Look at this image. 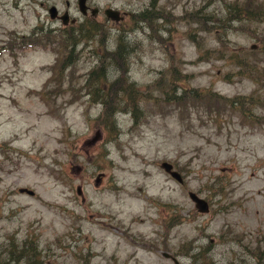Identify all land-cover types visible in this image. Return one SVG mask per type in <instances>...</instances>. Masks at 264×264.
<instances>
[{
  "label": "rangeland",
  "instance_id": "obj_1",
  "mask_svg": "<svg viewBox=\"0 0 264 264\" xmlns=\"http://www.w3.org/2000/svg\"><path fill=\"white\" fill-rule=\"evenodd\" d=\"M67 1L0 0V245L19 230L53 250L49 264H82L76 252L87 264H174L162 252L176 264H264V0L250 5L256 19L235 22L227 2L245 0H87L98 33L70 52V27L46 12L68 10L78 27ZM108 6L127 15L107 20ZM116 43L125 54L120 70L106 66L102 94L122 108L112 127L85 85ZM171 68L185 94L169 100L157 82Z\"/></svg>",
  "mask_w": 264,
  "mask_h": 264
},
{
  "label": "trees",
  "instance_id": "obj_2",
  "mask_svg": "<svg viewBox=\"0 0 264 264\" xmlns=\"http://www.w3.org/2000/svg\"><path fill=\"white\" fill-rule=\"evenodd\" d=\"M156 0H154L155 2ZM244 6H245V10H246V14H245V21L246 20H254L256 18H252V10H254L252 7H250V5L253 3V0H245L244 2ZM151 7L153 5V2L151 3L150 5ZM258 7V6H256ZM261 11V13L264 11H262V9H258V11ZM145 11L139 13V17H140V20H144L145 18H147L149 15H145L144 14ZM250 17V18H249ZM152 19H158V14H156L155 12V16H152L150 17V20ZM90 25L92 26V23L90 22H84L82 24H80L78 27H75V28H70L71 31L70 33L67 35L65 34V36H67L69 38V40L67 41V43H69V49L68 52L71 51V49H74L76 45L79 44V42H82V41H87V39H93L92 37L95 36L97 33H98V29H92L90 28ZM86 27V28H85ZM87 29L86 33L83 29ZM97 32V33H96ZM85 33V34H84ZM29 40H26V39H22L20 42H10L9 44V48L12 49L14 47H23L24 45H22L21 43L25 44V43H28ZM27 45V44H25ZM65 47H66V43H64ZM124 46L116 43V46L114 48L113 51H110L109 53H106V51L102 50L103 51V55L101 54V58H100V64L99 66H95L91 69H89L88 73H87V81H86V90L88 92V95L89 97L91 98L92 101H97V102H100L103 104V113L108 116L109 120L111 121V126H115L116 125V121L114 120V114L118 112V110H122V108H120L118 106V104H120L119 102H116V101H112L111 105L110 102H106L104 97L102 96V94L105 93V88H104V83L108 80V77H107V74H105V68L107 65L111 64L113 65L114 63H112L111 61H116L117 65L115 66H118L117 68H119L118 70H120V63L122 62V57H123V54H125V50H124ZM116 57V58H115ZM117 58H121L120 60H117ZM65 57L63 59V61H65ZM103 59L107 60V61H103ZM115 59V60H113ZM118 61V62H117ZM105 63V64H104ZM113 65V66H114ZM120 65V66H119ZM61 66H62V63H61ZM114 71L116 72V67L114 69ZM124 72V70L122 71V73ZM177 73L176 71H174V68H171L169 69L168 73L164 75V73L161 75L160 79L158 80V90L164 94V98L165 99H173L174 97H169V94H167V92H172L174 93L175 91H180L181 93L184 92V89L183 88H180V84H179V80H177V78L179 77H176ZM123 78V77H121ZM91 82H93V84H91ZM90 83V84H88ZM124 82H121L119 84V76L116 77V79L112 80L111 82V85H116L115 87L117 89H121L120 86L123 84ZM112 85V86H113ZM155 86V84H154ZM109 92V90H108ZM185 94V93H182V95ZM174 95V94H173ZM181 95V96H182ZM131 99V98H130ZM125 100V99H124ZM132 101V99H131ZM223 101H227V99H223ZM231 102V100H230ZM138 108V107H137ZM118 109V110H117ZM103 127L105 128V125H103Z\"/></svg>",
  "mask_w": 264,
  "mask_h": 264
},
{
  "label": "flooded vegetation",
  "instance_id": "obj_3",
  "mask_svg": "<svg viewBox=\"0 0 264 264\" xmlns=\"http://www.w3.org/2000/svg\"><path fill=\"white\" fill-rule=\"evenodd\" d=\"M66 1L67 0H65V2ZM84 5H86L85 12L83 14L80 13L81 17H83L82 21L84 22L86 20H94L95 17H97L96 16L97 12L99 11L98 6L96 7V5H91L87 0H85ZM50 7L51 6H49L47 8L46 12L48 11V9ZM108 7H111V6H108ZM108 7L103 8V10H105ZM111 8H113V7H111ZM93 9H95V11H93ZM113 9L118 12L117 15H119V17L121 16V20L123 19L124 16L127 15L122 10H117L115 8H113ZM103 10H102V14H103ZM225 11L227 14V22L228 21L229 22H232V21L235 22L234 20H236V18L237 19L245 18L244 16L246 14V10H245L244 5L232 6L230 2H227V6L225 8ZM61 14L62 13H59L57 11L54 15V18H49V17L48 18L50 19V22H53L54 20H59L60 23L62 24L60 18H58ZM47 16H48V13H47ZM107 20H109V19H107ZM121 20H118V21L112 20V21L115 23H119ZM74 22H75V19H69V17L67 16V22H66V24H63V26L68 25L71 28L74 25ZM45 26L48 29H50L49 25H45ZM250 48H255V45H251ZM206 202L208 205L207 200H206ZM18 232H19V230H14L12 232L11 237H9L7 235L3 236V239H2L3 242L0 245V264H49V263L45 262L43 259L45 257H48L49 256L48 252L52 253L53 250H51V248L50 249H47V248L41 249L39 247V245L38 246L35 245L34 242L36 241V239L34 238L35 234H33V232L26 231L20 239H17L16 237L18 236L17 235ZM73 244H76V242L74 240L71 241V244L68 243L66 246L73 245ZM163 253H165V252H162L161 256H163ZM74 254L76 255V258H79L82 260V264H83V262H84V264L88 263V260H86V258H85V260L83 259L86 254L81 255L80 252H76ZM165 254H168V253H165ZM168 255H166V257L170 260L171 255L170 254H168ZM163 257H165V256H163Z\"/></svg>",
  "mask_w": 264,
  "mask_h": 264
},
{
  "label": "water",
  "instance_id": "obj_4",
  "mask_svg": "<svg viewBox=\"0 0 264 264\" xmlns=\"http://www.w3.org/2000/svg\"><path fill=\"white\" fill-rule=\"evenodd\" d=\"M85 0H76V6L78 7V10L80 11L81 14H83L85 12V7L86 5H84ZM68 2H65V5H67ZM93 11H95V9H93ZM57 12L56 7H54L53 5H51V7L48 9L47 13H48V17L49 18H53L55 13ZM117 11L114 10L111 7L106 8L105 10H103V15L107 18V19H111L114 21H118L121 20V16L119 17V15H117ZM60 18L62 24H66L67 22V11H63L62 14L58 17ZM160 164V168L167 174L169 175L173 180L178 181L179 183L181 182V176L179 175V173L177 171H175L174 169H172V165L171 163H168L166 161H162L159 163ZM79 194V191L76 190ZM18 192L19 193H27L29 195H32V191L27 189V188H18ZM187 196L190 198V200L192 201L194 208L201 212V213H207L208 212V208H207V202L202 198V197H197L193 192L189 191L187 193ZM166 255L163 253V256L166 257ZM169 256V255H168ZM171 259L173 261L174 264H176L175 259L171 256Z\"/></svg>",
  "mask_w": 264,
  "mask_h": 264
},
{
  "label": "bare ground",
  "instance_id": "obj_5",
  "mask_svg": "<svg viewBox=\"0 0 264 264\" xmlns=\"http://www.w3.org/2000/svg\"><path fill=\"white\" fill-rule=\"evenodd\" d=\"M54 18V17H53Z\"/></svg>",
  "mask_w": 264,
  "mask_h": 264
}]
</instances>
